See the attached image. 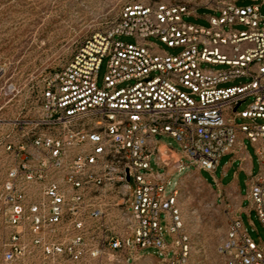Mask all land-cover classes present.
I'll list each match as a JSON object with an SVG mask.
<instances>
[{
  "label": "built area",
  "instance_id": "obj_1",
  "mask_svg": "<svg viewBox=\"0 0 264 264\" xmlns=\"http://www.w3.org/2000/svg\"><path fill=\"white\" fill-rule=\"evenodd\" d=\"M245 1L204 0L194 9L165 1L127 3L42 80L37 109L11 124L2 146L0 264H100L105 245L128 251L131 237L133 260L154 250L164 263L189 264L178 190L167 195V185L189 167L214 173L225 155L237 154L239 145L247 149L244 140L259 164L249 174L245 200L264 227V0L238 5ZM201 8L220 14L208 17L209 27L185 21ZM123 36L134 42L119 41ZM151 38L180 51L165 52ZM158 137L179 146L182 162L171 177ZM119 197L126 237L109 234L102 242L99 233L114 229L105 203ZM242 205L228 210L219 252L232 264H264V243L244 227Z\"/></svg>",
  "mask_w": 264,
  "mask_h": 264
},
{
  "label": "rangeland",
  "instance_id": "obj_2",
  "mask_svg": "<svg viewBox=\"0 0 264 264\" xmlns=\"http://www.w3.org/2000/svg\"><path fill=\"white\" fill-rule=\"evenodd\" d=\"M172 2L185 4L192 9L202 6L204 0H0V183L5 174L6 155L2 150L8 141L6 134L11 124L18 118H24L37 109L42 80L62 68L72 59L77 50L91 35L107 24L116 20L121 9L127 3ZM252 1L239 2V6H248ZM264 15V5L261 8ZM218 12L208 9H198L196 16L185 17V21L209 27L208 17L219 16ZM119 41L132 43V37H119ZM151 42L170 54H178L180 50L170 49L151 38ZM108 59H104L97 76V85L102 88L107 74ZM204 68L226 69V66L204 65ZM245 79L236 80L224 85H238ZM252 102L248 99L240 107L243 111ZM246 121L238 119L237 123ZM161 142L159 151L161 159L168 166V176L182 162L177 155L178 144L169 138L158 137ZM171 143L169 147V144ZM252 157L253 173L259 170L257 156L253 146L244 140ZM226 158L221 160L224 163ZM155 170H161L152 162ZM204 177L211 179V174L205 172ZM242 194L247 195V185L241 178ZM131 195L127 202L130 210L134 200V180L130 181ZM177 188L178 204L184 220V230L190 238L191 254L189 264H232L219 252V247L226 238L229 226V211L219 191L201 176L199 170L186 168L171 177L166 194L171 195ZM241 197L238 199L240 205ZM123 201L106 202L107 221L113 224L111 233H99L103 242L110 234L120 239L126 237V227L121 216ZM243 224L248 229L252 239L264 243V227L256 213L249 210V202L243 201ZM165 227L164 215L161 217ZM166 231V230H165ZM168 242L171 238L164 233ZM5 236L0 217V244ZM135 239L130 238L129 250L112 251L105 245L100 264H167L158 259L154 250L140 252V257L133 260ZM129 261H127V256ZM1 263V246H0Z\"/></svg>",
  "mask_w": 264,
  "mask_h": 264
},
{
  "label": "crops",
  "instance_id": "obj_3",
  "mask_svg": "<svg viewBox=\"0 0 264 264\" xmlns=\"http://www.w3.org/2000/svg\"><path fill=\"white\" fill-rule=\"evenodd\" d=\"M224 158L226 160L224 163L220 161L215 172L211 174V179L204 177L205 172L199 171V173L212 188L219 191V196L223 195L225 203L227 204V210L238 209L239 197L243 198L240 204L245 200V196L242 194L241 178L244 177L245 184L247 185L249 182V174L253 172L252 157L247 149L239 145V152L237 154H228L222 159Z\"/></svg>",
  "mask_w": 264,
  "mask_h": 264
}]
</instances>
